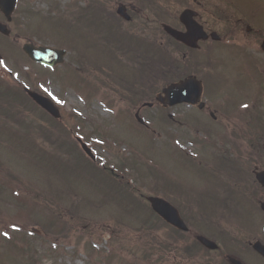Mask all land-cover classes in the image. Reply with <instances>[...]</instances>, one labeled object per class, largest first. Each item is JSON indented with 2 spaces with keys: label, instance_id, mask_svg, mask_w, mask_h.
Masks as SVG:
<instances>
[{
  "label": "rangeland",
  "instance_id": "rangeland-1",
  "mask_svg": "<svg viewBox=\"0 0 264 264\" xmlns=\"http://www.w3.org/2000/svg\"><path fill=\"white\" fill-rule=\"evenodd\" d=\"M29 1L20 0L16 13L14 24L24 38L20 44L31 39L68 53L62 67L50 70L0 36V70L5 71L0 73V264H192L179 251H164L159 245L151 257H144L149 238L140 229L150 206L139 202L140 196L162 197L183 216L212 214L209 199L220 172L217 176L210 166L217 165L225 149H231V159L246 164L245 179H255L253 151L259 149L264 161V0ZM93 4H102L111 15L120 5L129 7L135 20L128 27L140 25V14L177 26L181 11H198L199 22L223 37L186 55L200 64L188 73L198 71L195 75L205 83V108H165L154 96L141 95L154 90L155 83L151 78L145 82L150 72L143 70L138 51L110 52L105 47L110 44L100 40L105 34L94 33L96 25L86 23L87 35L82 36L71 23L70 29H61L51 22L62 17L71 22L77 7ZM158 6L168 10L164 18L154 14ZM226 18L245 21L215 22ZM248 22L254 30H247ZM150 27L160 28L155 23ZM182 53L173 54L181 58ZM25 88L51 99L59 120L32 105L23 95ZM151 102L152 107L143 106ZM138 110L147 127L138 123ZM111 170L114 180L107 178ZM118 183L130 184L121 189L125 195L116 189ZM14 194L28 201L20 203ZM232 199L224 205L229 216L223 225L255 224L258 209L244 198ZM53 219L70 229L62 233L50 227ZM164 233L159 229L153 234L165 241ZM232 244L229 253L239 254V242Z\"/></svg>",
  "mask_w": 264,
  "mask_h": 264
},
{
  "label": "flooded vegetation",
  "instance_id": "flooded-vegetation-1",
  "mask_svg": "<svg viewBox=\"0 0 264 264\" xmlns=\"http://www.w3.org/2000/svg\"><path fill=\"white\" fill-rule=\"evenodd\" d=\"M19 1V0H18ZM17 1V6L12 13L11 20H8V17L6 14H4L0 10V23L7 26L9 30H11V34L8 36H4L0 33V36H4L6 38H10L9 42H11L12 46L15 47H21L23 49V45H20V42L22 41L23 36L17 32L15 22H16V16L18 12L19 3ZM31 1V5L34 4L33 0ZM29 1V2H30ZM57 9V8H54ZM31 11V10H30ZM26 13V12H25ZM84 17L78 18V26L80 31L82 32V36L85 35L86 32H84L86 26V21L84 20ZM250 20V19H247ZM234 21H245L244 19H224L215 21L216 23H224V22H234ZM247 23V22H245ZM244 23V24H245ZM250 23V22H248ZM201 25L204 27L205 31L210 34L213 33V27H209L208 24L201 23ZM251 23L246 24L247 30L255 29L254 25L251 27ZM178 30H185L184 25L180 22L178 25ZM150 29L148 25V19L145 18L142 26L137 27H130L127 29H122L119 32H127V31H137V30H148ZM33 32L35 33L37 31L36 27L33 28ZM113 31V30H112ZM114 33V31H113ZM40 40V39H37ZM27 42H32L31 39ZM34 43V42H32ZM209 43H214L212 39H208L206 41L199 43V48L197 50H201L203 44L207 45ZM189 55V53H187ZM204 82V81H203ZM204 85V83H203ZM203 110V109H202ZM211 118L217 122V117H213V112H209ZM215 115V114H214ZM223 119H228L227 117H224ZM227 122V121H226ZM233 121L232 123H234ZM219 126H222L221 122L219 123ZM222 134L221 132H218L219 135ZM225 133L228 135L229 133L233 134L232 130H226ZM237 134L240 133L236 132ZM213 136V134H211ZM229 145V144H228ZM231 151V149H229ZM236 150V148H235ZM237 154V153H236ZM255 157L256 160L253 159L251 162L254 165V168L257 169V172H262L264 170V161H263V155L259 154V150L257 149L255 151ZM244 165H246L244 162H240L239 158L228 160V163L226 164H219L217 166H214L215 172H220V175L218 178L220 180H226L230 179L227 184H224L219 180V183L216 186V190L211 192L210 196V203L213 202L212 207V214L205 215V214H198V215H191L189 219L187 220L188 224L191 226V229L193 230L190 232L191 239L195 238L197 241L201 235H204L207 237L210 241H214L218 244L219 248H222L223 252H230L232 250L230 247L233 246V242L237 241L239 242L238 247L240 248L239 254L235 253V257L239 259L244 264H256V262H262L264 263V257L257 252L255 248L256 243H261L264 246V210L262 206L264 205V185L262 186L258 180L256 173L254 172L255 179H245L244 177ZM261 169V170H258ZM225 171L227 173H225ZM227 175V177H226ZM227 185V186H226ZM238 194L239 196H243L247 198L248 201H250L252 206H255L256 209L260 212L259 218L255 221V224L249 225L245 222H242L241 224H236L233 228L225 227L223 219H225L228 215V210H226L225 204H230L232 202V198L235 197L236 194H233V192ZM216 195V197H214ZM195 201L196 203H199L201 200H197L196 194L194 193ZM214 197V198H213ZM197 205V204H196ZM198 206V205H197ZM200 206V205H199ZM196 235V236H195ZM194 240V241H195ZM198 242V241H197ZM247 254V257H244V255ZM225 258L229 261V258L232 256L230 254L225 253Z\"/></svg>",
  "mask_w": 264,
  "mask_h": 264
},
{
  "label": "trees",
  "instance_id": "trees-1",
  "mask_svg": "<svg viewBox=\"0 0 264 264\" xmlns=\"http://www.w3.org/2000/svg\"><path fill=\"white\" fill-rule=\"evenodd\" d=\"M83 10L85 11L86 16H89L98 21L96 25L99 24V26H104L105 23L101 19V17L104 15L101 6H95L93 8H84ZM112 20L114 33H105V37H107L109 41H114L115 52H128L129 50L138 51V60L143 66V70L145 69V71L150 72V77L148 76L147 79L144 78V80L146 79L145 82H147L150 78L151 80H154V90H152L150 93H148L149 90L147 93H145V91H141V95L148 94L146 97L153 98V96L155 95L154 92H159L162 85L164 86L169 82H172L173 80L182 78L184 73L190 69V60H181L180 58L176 57L175 54H173L174 52L176 53V49H178V47H181V45L171 37L169 38L165 34L163 29H161V31L151 30L148 34L147 32L141 31V34L139 35L135 32L133 33L130 31L116 32V30L123 29L124 26L121 24L123 20H121L117 16V14L113 12ZM161 34L165 36L166 41L168 42L167 47L159 44L160 40L158 39V36ZM145 36H149L150 41L145 40ZM141 55L143 56L142 61L139 57ZM148 88H150L149 85ZM10 91L12 90H9L8 93ZM23 95L27 100L31 102L32 105H35V103L31 99H29L26 94L23 93ZM14 110L15 108L11 109L12 112H14ZM69 148L71 149V147ZM82 161L85 160L82 158ZM108 179L110 180V178ZM115 187L119 192H122L123 194L122 190H124V188H128L129 184L126 183V185L124 186L115 184ZM129 194L131 195V193ZM128 198H130L129 195ZM144 221V224L142 222V227L140 230L144 233V235H147L149 238V247H147V250L143 251L145 258L151 257L152 249L159 245L160 248L164 251H169V249H173L181 252L182 255H184V258H186L189 263L192 262V264H228L224 260H218L217 257L211 255L207 250L206 252L200 254V252L196 249L192 241L186 238V233L177 231L174 227L165 223L160 217H158L154 213L151 214V218L146 217ZM56 227L59 229V231L63 233L70 229L68 224L63 222L59 223V225H57ZM159 229L165 231V241H161L158 237L153 234ZM111 257H113V255H111ZM127 263L133 264L132 262Z\"/></svg>",
  "mask_w": 264,
  "mask_h": 264
},
{
  "label": "water",
  "instance_id": "water-1",
  "mask_svg": "<svg viewBox=\"0 0 264 264\" xmlns=\"http://www.w3.org/2000/svg\"><path fill=\"white\" fill-rule=\"evenodd\" d=\"M17 0H0V8L3 12L7 15H10L12 9L15 6V2ZM118 14L123 17L125 20H130V15L127 12L125 7L120 6L117 10ZM197 16V12L194 10H185L181 13V21L185 25L187 30L185 32L178 31L171 26H165V31L171 35L174 39L179 42L185 43L190 48H197L198 42L203 39H208V35L204 31V27L200 26L195 17ZM0 31L8 35L9 31L6 30L5 26L0 24ZM212 37L215 40H219L220 37L217 33H213ZM25 53L31 57L33 60L39 63H43L46 66H50L53 68L54 65L62 64L64 61V57L66 54V50H58L55 48H48V47H36L32 44L24 45ZM264 48V42L262 44ZM203 85L202 82L199 81L195 76L188 77L183 81L172 83L171 85L167 86L162 90L161 95L157 97V101L166 107H173L178 104L189 103L192 105L197 104L203 94ZM31 99H34L38 105H40L43 109L47 110L53 117H59V110L52 104V102L42 97L36 92L29 93ZM149 106H152L148 104ZM204 107V103H201L200 108ZM138 121L143 124L145 121L142 117L139 116V113L135 115ZM258 179L262 184H264V171L257 175ZM148 201L151 202L152 209L155 213L166 222L170 223L177 229H181L183 231H187L188 227L183 222L180 217L179 212L177 209L169 202L159 198V197H149ZM264 208V206H263ZM200 242H202L205 246L212 249H217L218 245L216 243L210 242L206 238H201ZM257 251L260 252L264 256V247H256ZM232 264H243L237 259H231Z\"/></svg>",
  "mask_w": 264,
  "mask_h": 264
},
{
  "label": "snow or ice",
  "instance_id": "snow-or-ice-1",
  "mask_svg": "<svg viewBox=\"0 0 264 264\" xmlns=\"http://www.w3.org/2000/svg\"><path fill=\"white\" fill-rule=\"evenodd\" d=\"M4 235L6 236V235H7V233H4Z\"/></svg>",
  "mask_w": 264,
  "mask_h": 264
}]
</instances>
